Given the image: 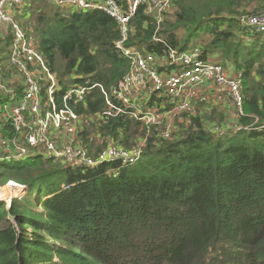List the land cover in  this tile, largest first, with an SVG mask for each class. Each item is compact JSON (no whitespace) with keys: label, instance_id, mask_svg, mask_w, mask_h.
Here are the masks:
<instances>
[{"label":"trees","instance_id":"trees-1","mask_svg":"<svg viewBox=\"0 0 264 264\" xmlns=\"http://www.w3.org/2000/svg\"><path fill=\"white\" fill-rule=\"evenodd\" d=\"M24 1L19 19L31 28L63 87L87 82L108 90L127 73L128 59L114 48L120 38L114 19L62 10L50 0ZM216 1L225 16L218 17L222 10L197 15L199 6L174 0L175 8L159 25L140 7L125 47L183 52L197 48L200 35L212 36L200 59H219L241 73L237 128L222 130L219 119L218 134L207 125L216 121L213 111L197 114L169 141L151 132L140 159L129 166L111 161L68 169L40 157L18 162L0 157V181L29 188L8 209L0 202V264H264V36L239 20L262 12L264 0L209 5ZM2 37L0 60L11 40ZM85 103L73 106L75 112L101 111L100 90L91 89ZM98 131L127 149L146 135L123 117Z\"/></svg>","mask_w":264,"mask_h":264},{"label":"built area","instance_id":"built-area-1","mask_svg":"<svg viewBox=\"0 0 264 264\" xmlns=\"http://www.w3.org/2000/svg\"><path fill=\"white\" fill-rule=\"evenodd\" d=\"M55 7L76 12H102L114 19L120 38L114 48L129 61L127 73L108 90L100 85L73 83L63 87L39 51L34 33L19 19L24 0H0V35L10 36L6 56L0 60V157L23 161L40 157L62 168L95 169L116 161L122 166L136 163L147 137L169 141L191 125L196 104L218 102L242 115L241 73L219 61H202L201 48L178 52L143 53L126 48L131 18L140 7L157 25L162 23L174 0H50ZM240 22L264 36V10L242 17ZM2 37V38H3ZM209 85V86H208ZM103 97L101 111L84 115L73 106L85 107L91 89ZM197 104V105H198ZM123 117L146 130L135 146L124 148L117 140L103 137L98 127ZM92 128L95 134H87ZM264 128V126H263ZM222 134L221 130H217ZM85 136V144L81 138ZM147 136V137H146ZM14 193L1 201L8 209L12 201L28 196L26 185L7 181ZM67 189V187H63Z\"/></svg>","mask_w":264,"mask_h":264},{"label":"rangeland","instance_id":"rangeland-1","mask_svg":"<svg viewBox=\"0 0 264 264\" xmlns=\"http://www.w3.org/2000/svg\"><path fill=\"white\" fill-rule=\"evenodd\" d=\"M212 1H214V0H186V4L192 5V7H195V8H197L196 6H199L200 10L198 9V12L194 11L195 14H197V15L202 14V12H205L206 14H209V13L213 14V12H215V11L222 10L221 13H219L217 15H219L218 17H222L223 15L225 16L227 14V10L225 9V7H224V9H223V7H222V9H220L221 6L217 3V1H216V6L215 7L214 6H210L209 3H211ZM254 7H255L254 4L250 5L248 8H246V10L251 11ZM174 8L175 7H172V9H170V12L167 15L172 13ZM210 18H211V16L209 18H206V19H210ZM211 37L212 36H208V35H206V36L200 35V37L198 38V42H197V44H199L198 48H203L205 44L209 43L210 40H211ZM213 59H217V56L214 57ZM217 61H220V60L218 59ZM197 104H196V108L195 109H196L197 114L199 116H201L204 113H209V112H212V111L216 114L215 118L213 119L214 121L215 120L216 121L212 122L213 124L212 123L211 124H207L211 131H217L218 130L214 126V123H220L218 121L219 119H222V120L224 119L221 122L222 124L220 123V125L224 126V128L222 130L226 129V131H230V130H233V129L237 128L236 124H235L237 122L236 112L233 111L232 109L226 108V111L223 112L224 111L223 109H225V108L221 107L222 104H220L218 102L215 103V110L211 109L212 105H210V104H204V105H200V104L197 105ZM87 134H95V133H94V130L92 128H88L84 135L87 136ZM84 135L81 138L82 141L85 140V136ZM6 183H7V181H5V182L4 181H0V202L7 200L14 193L11 190V189H14V188L10 189L9 187L6 186L7 185ZM40 210L41 209H39V211ZM58 245H62V246H59L61 248L64 247L63 242L59 241ZM54 261H56V260L54 259Z\"/></svg>","mask_w":264,"mask_h":264},{"label":"crops","instance_id":"crops-1","mask_svg":"<svg viewBox=\"0 0 264 264\" xmlns=\"http://www.w3.org/2000/svg\"><path fill=\"white\" fill-rule=\"evenodd\" d=\"M214 104V103H213ZM212 104V105H213ZM221 107H224L225 109H223L222 111L225 112L226 111V108H228L226 105H222ZM211 109L215 110V107H211ZM82 144H83V141L81 140Z\"/></svg>","mask_w":264,"mask_h":264},{"label":"water","instance_id":"water-1","mask_svg":"<svg viewBox=\"0 0 264 264\" xmlns=\"http://www.w3.org/2000/svg\"><path fill=\"white\" fill-rule=\"evenodd\" d=\"M9 207H10V205H9ZM9 207H8V208H9Z\"/></svg>","mask_w":264,"mask_h":264}]
</instances>
